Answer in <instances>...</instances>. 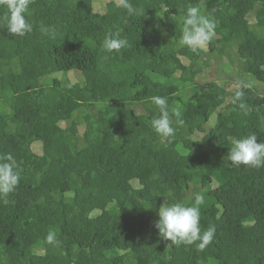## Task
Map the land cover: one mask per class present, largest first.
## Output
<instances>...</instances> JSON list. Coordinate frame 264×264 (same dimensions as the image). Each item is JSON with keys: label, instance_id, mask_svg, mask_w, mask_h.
Listing matches in <instances>:
<instances>
[{"label": "trees", "instance_id": "obj_1", "mask_svg": "<svg viewBox=\"0 0 264 264\" xmlns=\"http://www.w3.org/2000/svg\"><path fill=\"white\" fill-rule=\"evenodd\" d=\"M96 1L34 0L23 37L7 32L0 7V156L21 173L0 197V264H264V167L228 159L234 138L264 142V90L254 87L264 85V41L250 29L252 18L264 38V0H216L215 12L209 0H130L141 10L132 16L119 0ZM191 6L227 23L230 36L207 52L227 56L225 67L231 53L241 61L235 78L251 85L241 101L224 82L197 85L205 51L190 61L179 42ZM117 29L129 46L109 53L103 41ZM156 95L184 121L170 143L151 127ZM197 193L202 229H216L203 251L155 228L163 204Z\"/></svg>", "mask_w": 264, "mask_h": 264}, {"label": "clouds", "instance_id": "obj_2", "mask_svg": "<svg viewBox=\"0 0 264 264\" xmlns=\"http://www.w3.org/2000/svg\"><path fill=\"white\" fill-rule=\"evenodd\" d=\"M32 3L34 0H0V7L6 9L3 22L8 33L23 37L33 31V25L27 18ZM119 6L124 8L129 16L139 15L141 12L130 3V0H119ZM181 19L183 29L179 42L193 52L205 48L216 35L218 22L209 15H205L199 6L188 7ZM40 31L53 39L58 34L55 26H46L43 23ZM128 46L127 38L121 35L119 29L106 34L102 45L109 53H119ZM236 87L234 103L242 100L244 96L242 89L251 87V85L240 81ZM150 99L159 109V115L151 120V127L158 136L167 139L170 143L176 134L174 122L177 125L184 124V121L179 118L180 112L176 108H169L167 97L156 95ZM238 107L245 115L248 114V107L245 103H239ZM173 117L176 118L175 121ZM228 159L232 165L237 167L241 165L252 168L264 167V142H258L255 133L234 138L228 151ZM20 180L21 173L15 157L11 153L0 156V197H6L14 192ZM204 203L205 195L197 193L194 195V202L190 205L183 202L163 204L158 210L159 218L155 223L159 235L174 245L195 244L197 250L203 251L213 242L216 233L214 226L207 229L201 227L200 206ZM45 241L53 247H58L61 243L55 231H49Z\"/></svg>", "mask_w": 264, "mask_h": 264}, {"label": "rangeland", "instance_id": "obj_3", "mask_svg": "<svg viewBox=\"0 0 264 264\" xmlns=\"http://www.w3.org/2000/svg\"><path fill=\"white\" fill-rule=\"evenodd\" d=\"M99 1L100 0L96 1V4H99ZM205 7L210 12H215L216 10H218V5H217L216 0H209L208 2H206ZM263 14L264 12L260 13V15H263ZM261 27H262L261 23L255 22L254 19L250 18V29L257 34L259 42L263 44L264 38L262 36ZM229 36H230V30L227 26V23L220 22L218 24V28H216V35L213 39L215 38L219 39L221 37H229ZM207 49H208V45L205 48L200 49V50L205 51L204 54H202L201 58L204 60H207V63L203 67L202 74H200L196 79L197 85L201 86V84L206 83L209 80L213 79L217 81V83L224 82L225 87L228 91L235 90L237 88L236 86L238 82L242 81L241 80L242 76H240L239 78L238 77L235 78V75H237L236 73H238L237 71L241 72L243 69L242 67H240L242 64L241 61L238 60V58H236V55L234 56V53H231L230 55L231 62L229 63L230 65L225 67L223 63H224V60H227V56H218V57L208 56ZM188 59L190 61L197 60L196 53L190 50L188 52ZM228 68L229 70L226 71L225 69H228ZM254 87L259 92H262L264 90L263 84H260V85L256 84L254 85ZM48 129H49V132H56L55 128L48 127ZM201 135L202 134H198L197 137H200ZM142 202L144 203L145 200H143Z\"/></svg>", "mask_w": 264, "mask_h": 264}]
</instances>
